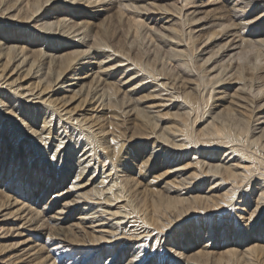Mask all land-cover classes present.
Segmentation results:
<instances>
[{
  "label": "bare ground",
  "instance_id": "obj_1",
  "mask_svg": "<svg viewBox=\"0 0 264 264\" xmlns=\"http://www.w3.org/2000/svg\"><path fill=\"white\" fill-rule=\"evenodd\" d=\"M0 157V264H264V0H0Z\"/></svg>",
  "mask_w": 264,
  "mask_h": 264
},
{
  "label": "rangeland",
  "instance_id": "obj_2",
  "mask_svg": "<svg viewBox=\"0 0 264 264\" xmlns=\"http://www.w3.org/2000/svg\"><path fill=\"white\" fill-rule=\"evenodd\" d=\"M171 1V0H170ZM257 14V12H254V13H252L251 15H249L247 18H246V20H250V19H252L255 15ZM248 53L246 54V55H244L245 57H248V56H250L251 55V53H252V50H249V51H247ZM246 59V58H245ZM7 131L6 132H4V135H6L7 136ZM75 138H77V136L75 137ZM22 139H23V137H22ZM70 139V140H69ZM73 139L74 138H65L64 140H61V141H65V142H62L61 143V145L57 148V144L59 143V139L58 140H53V141H51V143L50 144H52V145H50L49 146V143H47L46 145H45V149L47 148V152H46V154H45V157H44V159H47V160H45L46 161V164H44V165H46V169H47V171H50V172H52V175H54L55 174V170H58L59 172H62V176L64 177V180L62 181V182H60V185H61V187H59L58 189H53V190H51L50 192H48L47 191V188L46 189H39L38 190V192H42V195H39L38 196V198L39 199H37L36 200V203L35 204H39V202H41V200H42V203L41 204H43V202H47V199L48 198H50L51 197V195L52 194H54L55 192H59V191H61V190H63V191H66V195H68L69 196V198H72L73 200L74 199H76V196H77V194H79L80 192H82V191H85V190H89L92 186H94V185H98L99 184V182H100V180L102 179L101 177H100V175L102 174V173H100L99 171H98V174H97V170H102L101 172H103V171H105V168L106 167H104V168H102L101 166H99V163L97 162V161H95L94 162V160L95 159H91V161L89 162V165H88V167L87 168H85L84 170H83V173H80L79 171H81V169L83 168V166H85L86 165V162H83L84 161V159L82 158V157H80L79 155H80V153L78 152V153H76V151L78 150V149H80L81 148V145H83V143H78L77 144V147H76V151L75 152H73L72 150H73V147L72 146H70V145H72L73 144ZM28 140V139H27ZM83 140V139H82ZM13 141H15V139L13 140ZM69 141V142H68ZM87 141V140H86ZM86 141H84L83 140V142L85 143ZM21 143H24L25 145H27L28 143L27 142H25L24 140H23V142H21ZM67 144V145H66ZM55 145V146H54ZM89 147V145L88 146H86V148L85 149H87ZM56 148H57V150H56ZM56 150V151H55ZM65 150H67L66 152H65ZM69 152H73L72 154V157H67L66 158V156H67V154L69 153ZM94 151H92V152H89L88 154H90V153H93ZM32 153V151L30 152V154ZM61 153V154H60ZM76 153V154H75ZM53 154V155H52ZM55 154V155H54ZM35 155V154H34ZM33 155V156H34ZM62 155V156H61ZM64 155V156H63ZM69 155V154H68ZM31 156V155H30ZM52 157V158H51ZM59 157H60V159L62 158V160H63V162H59ZM1 158V157H0ZM78 158H80V159H78ZM2 159V158H1ZM24 159V157L22 156V160ZM36 159V161H41V159H40V157H38V156H34V160ZM89 159V158H88ZM2 160H0V162H1ZM17 161V160H16ZM24 162H25V160H24ZM16 163V162H15ZM15 165V164H14ZM94 167H96V170H95V172H93V169H94ZM98 168V169H97ZM79 173V174H78ZM154 173H156V172H154ZM80 175V176H78V175ZM60 175H61V173H60ZM77 176V177H76ZM95 178V182H92V180ZM89 179V181L88 182H92V184L91 185H89V186H87V187H79V186H81V185H85L86 184V181ZM2 182H4V181H2ZM73 185H76V186H74L73 187V189H70V187L71 186H73ZM10 195H13V194H11V192H8ZM22 200V199H21ZM96 209H100V210H102V209H104L103 208V206H96ZM114 221L116 222V220L114 219ZM185 231H187V229H185ZM171 235H168V237H167V240H169L168 242H166V244H167V246L169 247V248H171L172 250H175L176 252H178V253H180V252H183L184 251V253L187 255L188 253L183 249L184 248V246L186 245V244H188L189 243V240H188V237H185L180 231H179V227L178 228H173L171 231ZM183 233H186V232H183ZM188 234H190L189 232H188ZM129 253H128V256L130 257V254H132V250L130 249L129 251H128ZM145 256H146V254H145ZM171 256H173V255H171ZM77 258H78V256H76ZM109 257V256H108ZM166 257H167V255H166ZM166 257H164L161 261H160V263L158 262V260L156 259V256L155 257H152L151 259H147L146 260V263L145 264H184L185 263V260H177V259H172V258H170V257H168L167 259H166ZM101 264H103V262L101 263ZM119 264H121V263H119Z\"/></svg>",
  "mask_w": 264,
  "mask_h": 264
}]
</instances>
